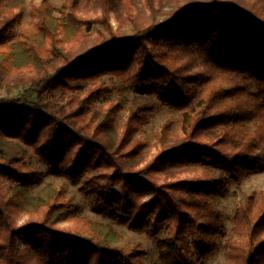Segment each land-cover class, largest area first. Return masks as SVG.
<instances>
[{
  "label": "trees",
  "instance_id": "16d2710c",
  "mask_svg": "<svg viewBox=\"0 0 264 264\" xmlns=\"http://www.w3.org/2000/svg\"><path fill=\"white\" fill-rule=\"evenodd\" d=\"M90 2L101 13L32 3L28 30L26 0H0V86L24 87L0 97V264H147L140 243L119 246L115 227L79 216L65 186L34 193L43 178L29 146L52 175L83 180L98 210L134 217L162 264H205L221 245L220 264H264V189L236 208L230 236L215 204L264 162V0H147L151 16L136 0ZM112 13L131 34L113 29ZM96 23L108 35L94 39ZM59 88L72 94L44 101ZM161 107L177 116L149 156L139 134Z\"/></svg>",
  "mask_w": 264,
  "mask_h": 264
},
{
  "label": "rangeland",
  "instance_id": "374dc122",
  "mask_svg": "<svg viewBox=\"0 0 264 264\" xmlns=\"http://www.w3.org/2000/svg\"><path fill=\"white\" fill-rule=\"evenodd\" d=\"M68 0H51V2L58 8H62L64 3H66ZM42 0H26V5L24 8V17L22 20V23L26 29L33 28L32 25H29L31 20L30 15V9L32 3L40 4ZM137 4L139 5L140 9L143 10V12L147 16H151L152 12L150 8L147 6V0H136ZM90 0H80L79 7L81 8V11H83V15L85 17H92V12L101 13L100 7L97 3H92ZM165 10V9H164ZM167 10V8H166ZM163 13V12H162ZM160 13L157 15L158 17L163 15ZM92 15V16H91ZM111 24L113 26V29L116 31L117 29L123 32L124 34H131L132 33V25L127 24L126 26L122 25V22L124 21V17L121 16V19L118 20L116 15L114 13L111 14L110 17ZM105 27L101 23H96L94 28L92 29V37L94 39L100 37V35L103 33L105 35H108L106 31L104 30ZM117 30V31H118ZM101 82L120 87L122 86V82L117 79L116 77H113L111 75H105L99 79ZM22 81L19 79H15L14 77H8L5 81V84H2L0 86V97L4 98H20V96L23 94L24 87L21 84ZM67 92L68 94H72V91L70 89H61L59 88L52 94H46L44 97V101H48L51 104H61L66 100V97H63V92ZM137 92H133L129 95V99L135 98V95ZM117 97L116 89L113 91L111 97L105 98V100L113 99ZM30 101H36L37 97L36 95L31 96L29 98ZM100 102L101 103H104ZM18 106L20 108H23L24 104L19 103ZM126 116V113L124 112L122 115V119ZM177 116V113L171 112L167 107H161L160 109H157L153 112V117L151 119V122L146 126L145 132L139 134L142 138L148 140L150 143V147L147 150L148 155L152 156L155 154L158 150H160V143H158L157 140V133L160 132V129L162 125L169 119L175 118ZM29 150V158H28V164L31 168L37 169L42 173L43 182L37 186L33 192L36 193L37 191L44 188L47 184H53L55 186H65L66 188V194L68 197L72 199V201L77 205L78 208V215L82 217H87L89 219L97 220L103 223H107L109 225H112L115 227L121 234H122V240L119 242V246H125L127 244H135L140 243L143 249L146 251V255L144 257V261L147 264H162L160 257H159V251L157 248L156 239L150 238L145 232H140L134 230L131 226L135 222L134 217H123V218H117L115 217V212L110 211H104L101 212L96 207L95 200L89 196H87L84 191L82 190V183L83 180L73 183L69 181L65 177H59L52 175L51 168L47 167L42 160H40L38 157L35 156L32 147H27ZM261 189H264V162L258 161L257 162V169L256 171L250 173L247 177L244 178V180L240 183H234L231 182L225 195L216 200L215 204L216 206L222 211L225 224H226V236L232 235V227H233V217L236 208L244 201V198L247 194L251 193L252 191L256 190L259 191ZM74 221V220H73ZM72 220H70L71 223H73ZM22 220L19 221L18 225H20ZM65 224V223H64ZM16 240L19 247L24 248L28 245L27 241V233H24L21 229L16 230ZM227 260L224 247L221 245L219 250L216 252V254L206 261L205 264H220L222 262H225Z\"/></svg>",
  "mask_w": 264,
  "mask_h": 264
}]
</instances>
